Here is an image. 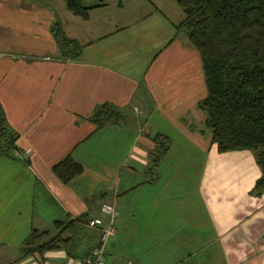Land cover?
Masks as SVG:
<instances>
[{"label":"crops","instance_id":"1","mask_svg":"<svg viewBox=\"0 0 264 264\" xmlns=\"http://www.w3.org/2000/svg\"><path fill=\"white\" fill-rule=\"evenodd\" d=\"M29 2L39 4L0 8V106L17 134V155H0V264H67L63 251L21 257L19 244L66 217L105 219L104 201L118 211L104 264H264V191L251 192L261 171L250 150L210 140L177 0H82L86 20L61 0ZM55 21L81 44L78 58L58 56ZM105 102L130 119L94 130ZM158 134L168 149L157 157ZM67 154L83 170L62 183L51 166Z\"/></svg>","mask_w":264,"mask_h":264},{"label":"trees","instance_id":"2","mask_svg":"<svg viewBox=\"0 0 264 264\" xmlns=\"http://www.w3.org/2000/svg\"><path fill=\"white\" fill-rule=\"evenodd\" d=\"M61 1L66 11L83 20L92 9L82 0ZM177 4L184 19L175 29L184 32L201 61L206 93L197 106L205 114L210 140L218 152L247 149L253 153L261 174L251 192L260 195L264 191V0H177ZM102 5L105 0H97L93 7ZM49 32L60 58L81 55L79 41L66 37L57 21ZM126 117L124 109L105 102L89 120L97 130L120 124ZM16 137L0 106V155L14 158ZM165 138L161 134L154 137L157 157L168 149ZM82 170L69 154L51 166L62 183ZM88 219L83 214L53 221L49 229L31 228L19 244L20 256L42 258L47 251H63L67 257L84 258L99 244L101 234L98 227L88 226Z\"/></svg>","mask_w":264,"mask_h":264},{"label":"built area","instance_id":"3","mask_svg":"<svg viewBox=\"0 0 264 264\" xmlns=\"http://www.w3.org/2000/svg\"><path fill=\"white\" fill-rule=\"evenodd\" d=\"M12 155H17V151L14 150ZM101 212L105 215L103 218H89L88 226L98 227L101 231L99 244L96 245L91 253L81 259H70L67 264H104L105 263V244L109 237L115 234V220L118 214V211L115 207L114 202L104 201L100 206ZM125 264H135L131 259L127 260Z\"/></svg>","mask_w":264,"mask_h":264},{"label":"rangeland","instance_id":"4","mask_svg":"<svg viewBox=\"0 0 264 264\" xmlns=\"http://www.w3.org/2000/svg\"><path fill=\"white\" fill-rule=\"evenodd\" d=\"M13 0H0V8L2 9V13H5L6 15H10V14H14V12L16 11L15 9H17V12H20L22 10H27L25 7L30 5V6H35L36 7V3L38 2H29L30 0H20L19 3L16 4V6H14L15 8L13 9ZM39 4V3H38ZM15 5V4H14ZM36 10V9H35ZM34 38L35 40L41 42L43 40V38H50V36L48 35V33L46 31H44V33L42 32H37L36 34H34ZM183 42H187V37H186V41H184V38L181 39ZM131 114H128V117H126V120L130 119ZM168 144V142H167ZM174 145V144H173ZM175 148V146H174ZM172 147V151L174 149ZM167 151V150H166ZM166 151L164 152V154L166 153ZM163 154V153H162ZM53 260V262H57L59 264H61L62 262H64L63 258H55V259H51V261ZM124 261V259L122 260Z\"/></svg>","mask_w":264,"mask_h":264}]
</instances>
